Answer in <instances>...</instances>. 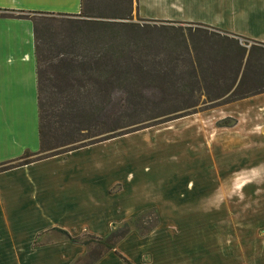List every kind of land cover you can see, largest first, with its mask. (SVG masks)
<instances>
[{"label": "crops", "instance_id": "0c3cea01", "mask_svg": "<svg viewBox=\"0 0 264 264\" xmlns=\"http://www.w3.org/2000/svg\"><path fill=\"white\" fill-rule=\"evenodd\" d=\"M136 2L141 19L174 22L151 10L165 0ZM174 2L182 26L264 46V0H167V5ZM79 10L80 0H0V164L39 148L28 18L71 17ZM195 132L202 145V134ZM118 140L0 172V264H80L88 244L61 233L70 239H103L146 211L156 214L157 224L142 232L129 229L91 264H264V210L248 208L255 194L247 185L240 190L245 198H221L214 164L196 159L184 164L178 176L167 175L166 152L126 153L115 145ZM195 201L194 210L185 209ZM167 212L179 216L181 224L167 226Z\"/></svg>", "mask_w": 264, "mask_h": 264}, {"label": "rangeland", "instance_id": "374dc122", "mask_svg": "<svg viewBox=\"0 0 264 264\" xmlns=\"http://www.w3.org/2000/svg\"><path fill=\"white\" fill-rule=\"evenodd\" d=\"M82 5L76 17H31L39 67L48 78L41 99L52 115L49 144L78 123L91 129L74 146L112 135L126 153L155 148L157 156L166 152L167 175L178 176L184 164L196 159L214 164L221 183L217 195L239 201L245 198L240 191L245 184L255 194L248 208L264 210V46L182 26L178 2L167 5L165 0L151 9L159 19L174 22L141 19L136 0H83ZM239 82L237 93H258L227 103L220 95ZM195 131L202 134V145ZM186 204V210L197 206L196 201ZM169 214L167 226H179L181 218ZM155 224L156 214L146 211L117 229L142 232ZM88 247L91 257L105 251L94 240Z\"/></svg>", "mask_w": 264, "mask_h": 264}, {"label": "trees", "instance_id": "16d2710c", "mask_svg": "<svg viewBox=\"0 0 264 264\" xmlns=\"http://www.w3.org/2000/svg\"><path fill=\"white\" fill-rule=\"evenodd\" d=\"M83 0H80V10L77 15L71 16V17H76L79 16L82 13L83 5H82ZM84 16H86L84 14ZM17 18H28L24 16H17ZM31 23H32V31H33V37H34V53H35V59H36V104H37V119H38V124H37V133H38V142H39V148L38 152L34 154H25L19 159L7 163L0 164V172H4L7 170H10L12 168L24 166L36 161H40L49 157L61 155L70 151H74L76 149L86 147L89 145L97 144L100 142H104L107 140H111L113 138H116V136L110 135V137H104L100 141H96L93 143H89L87 145H82V146H74L75 144L81 142L82 140L85 139L86 136H84L86 133V130L91 129V127L87 128L86 126L83 127V124H78L75 123L72 127L71 130H69V134L67 133L62 136V139L60 141H55L53 140L52 143L49 144L47 141V136H48V129L47 126L49 124L50 119L52 118V115L49 114V106H47L41 99V95L44 93V90L47 88L48 84V78L46 77L45 73L40 70V65L39 63L41 62L40 56H39V50L37 47V29H36V24L35 21L29 17L28 18ZM197 31V30H196ZM199 32V31H198ZM217 35V34H215ZM219 36V35H218ZM224 37V36H221ZM71 60L69 63H65L66 66L68 64H71ZM173 72V71H171ZM243 77H240V80H242ZM230 89H226L224 93H222L220 96L226 100V102H234L238 100L245 99L249 96H252L254 94H257L258 91L251 92V91H246L245 93H237V89L240 88V82L239 84L236 85L235 88L231 91ZM237 88V89H236ZM183 88H180L179 90H182ZM197 90H204V87H199ZM181 111V110H180ZM178 111V112H180ZM176 111H170L169 114H173ZM79 116V115H78ZM182 117V116H180ZM179 117V118H180ZM115 129V128H114ZM115 130L108 129L106 133H112ZM47 135V136H46ZM119 136V135H118ZM68 148V149H67ZM61 150V151H59ZM126 228V227H125ZM127 233V229H123V227L119 230L117 229L116 231H113L110 233V235L101 240V239H93V238H88L87 241L81 242L82 244H89L90 241L94 240L95 242H99V244H102L104 247V252H107L113 248V245L121 239L125 234ZM67 240L71 242H79L78 239H70L65 233H61ZM103 252V253H104ZM103 253H98L95 257L90 256V252H88L85 257L82 259V261H87L86 264H91L95 260H97Z\"/></svg>", "mask_w": 264, "mask_h": 264}]
</instances>
